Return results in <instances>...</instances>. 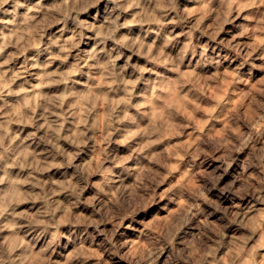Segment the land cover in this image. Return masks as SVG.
I'll return each mask as SVG.
<instances>
[{
    "label": "clouds",
    "instance_id": "obj_1",
    "mask_svg": "<svg viewBox=\"0 0 264 264\" xmlns=\"http://www.w3.org/2000/svg\"><path fill=\"white\" fill-rule=\"evenodd\" d=\"M0 264H264V0H0Z\"/></svg>",
    "mask_w": 264,
    "mask_h": 264
},
{
    "label": "rangeland",
    "instance_id": "obj_2",
    "mask_svg": "<svg viewBox=\"0 0 264 264\" xmlns=\"http://www.w3.org/2000/svg\"><path fill=\"white\" fill-rule=\"evenodd\" d=\"M154 212V207L153 208H150V209H148V213L149 214H151V213H153Z\"/></svg>",
    "mask_w": 264,
    "mask_h": 264
}]
</instances>
